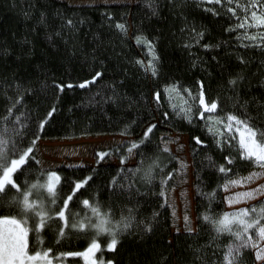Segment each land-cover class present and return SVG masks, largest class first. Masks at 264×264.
<instances>
[{
  "label": "trees",
  "instance_id": "obj_1",
  "mask_svg": "<svg viewBox=\"0 0 264 264\" xmlns=\"http://www.w3.org/2000/svg\"><path fill=\"white\" fill-rule=\"evenodd\" d=\"M32 3L36 4L37 9L46 7L48 22L54 23L56 30H59L61 25V20L57 17L59 13L65 19L71 18L74 21L76 31L71 32L65 27L62 35H52L49 38L48 33L54 29L50 26L36 25L39 11L30 9ZM214 6L210 0H156L154 5L152 0L91 4H72L65 0H0V109L3 107V92L7 88L2 81L5 76L10 79L13 74L30 80L31 86L38 89L35 95L28 94L29 98L24 101L21 109L29 116L30 122L27 125L29 139L32 132L36 131L39 119L55 105L56 111L37 133L40 138L35 142L34 154L39 162L37 147L39 141L43 139H69L96 134H121L127 137L124 140L136 139L142 134L144 128L142 121L148 119L146 113L152 112V107L143 97L147 96L152 85L156 84L150 73L145 75L143 69L132 62L134 57H140L145 61L150 57L146 46L138 45L134 39L137 28L154 40L159 54L158 66L164 76L169 78L162 79L161 83L174 79L186 83L195 90V82L199 79L211 86L210 94L231 97L232 92L227 83L229 75L240 73L244 77L239 86L243 100L250 98L264 100V49L253 45L250 38L237 36V31L242 33L247 29L225 31L227 25L233 23L234 19L222 13L215 15L206 10ZM216 7L219 11V7ZM105 9L115 13L116 19L121 18L120 13L127 14L129 25L127 36H123L115 28L114 20L105 19ZM239 11L242 15V10ZM28 12L31 14L25 15ZM192 28H195V32ZM201 31L203 35L197 36L196 33ZM73 40L78 42L79 49L75 55L72 54ZM204 43L219 44L220 47L205 49L202 47ZM245 44L249 46L245 47ZM238 55L245 56L247 63L239 61ZM101 64L103 67L99 70L102 72L103 80L98 77L96 82L80 87L79 81L87 79L93 69ZM53 79L61 83H67L71 79L73 86L59 91L49 83ZM113 84L119 92L115 101L105 99L113 95L111 91ZM169 95L171 102L180 108L185 99L183 93L170 91ZM128 97H132L133 102H136L135 107L118 106L127 105ZM161 103L165 101L162 100ZM155 107L159 109L158 105ZM223 107V113L219 110L216 112L222 117L237 105H234L231 99H225ZM161 111H167L169 116L162 119ZM2 115L0 111V116ZM153 115L160 123L154 129L155 135L151 136L148 149L142 151L157 154L156 146L160 143L162 134L165 140L171 137L168 143L176 140L174 134H185L188 137L193 161L197 235L193 237L185 231H173L168 191L176 186L178 173L173 174L169 185L163 190L165 195H161L162 190L157 187L158 176L149 184L139 174L134 173L133 188L138 191L134 192L133 204L139 205L135 210L136 220L132 222L129 231L120 234L121 243L117 245L118 250L98 249L95 253L96 259L99 262L111 259L114 254L118 264H164L165 260L167 264H184L186 257L191 258V250L203 245L204 253L215 260L226 250L225 246L231 243L234 237L229 233H220L216 246L213 247L209 241L216 237L217 233L215 226L211 224V218L239 207L229 209L221 195L217 194L214 198L208 195L216 189L217 183L223 182L224 175L217 168L209 167L208 156L210 155L213 161H223L219 152L211 151L203 145L197 147L192 137L201 135L202 139H210L212 134L204 127V121L200 118L191 123L179 116L173 120L172 109L166 104ZM130 121L135 123L130 124ZM125 125L129 126L130 134L121 131ZM117 145L119 143L97 149L96 161L93 164L62 165L55 168L61 173L62 178L67 179L82 178L91 172L94 179L88 192L97 193V198L102 203V211L106 210L109 203L115 205L112 218L116 220L121 215V203L127 204L128 200H122L120 195L106 192L105 181L115 175L123 165L132 169L140 160L135 151L128 156L123 165L116 151L106 155L103 160L99 159L100 152L108 153L109 149ZM200 148H203V151H200ZM171 153L178 156L172 150ZM160 155L162 159L167 160L166 170L180 167L179 161L167 159L169 156L167 152H161ZM235 166L237 175L254 167L239 162ZM44 169L50 168H44L41 162L39 165L30 164L21 173L20 181L26 180L30 184L37 180L43 182L46 179ZM67 179H63L62 182L66 184ZM217 193H224V190L217 189ZM123 195L126 197L127 192L125 191ZM255 203L256 201L241 207ZM70 207L78 216L85 215L86 209L79 203H70ZM87 211L90 214V210ZM153 212L157 215L153 216ZM205 214L210 215L208 221L202 219ZM140 220L145 223L151 222L153 230L141 233L138 230L143 227L138 223ZM54 227L42 230L43 246L58 245L53 251H78L90 242L89 234L71 235L57 241ZM76 231L73 230L74 233ZM96 238L103 246L109 237L107 233H101ZM34 242L35 235L30 231L29 249L33 247ZM81 259L69 257L66 258V262Z\"/></svg>",
  "mask_w": 264,
  "mask_h": 264
},
{
  "label": "snow or ice",
  "instance_id": "obj_2",
  "mask_svg": "<svg viewBox=\"0 0 264 264\" xmlns=\"http://www.w3.org/2000/svg\"><path fill=\"white\" fill-rule=\"evenodd\" d=\"M210 2L215 6L210 9L206 8V10L215 15L222 13L230 19H234L233 23L227 25L225 31L254 27L256 31H244L242 33L237 31V36L250 38L253 45L264 49V0H246L245 3H241V0H210ZM155 3L156 0H152V4ZM216 6L219 7V11ZM29 7L31 10L39 11L36 20L37 26L45 25L54 29L53 32L48 33L49 38L52 35H62L65 27L71 32L76 31V25L71 18L65 19L57 13L61 25L59 30H56V25L48 22L46 7L37 9L35 3ZM239 10H242V15ZM30 14L31 12L25 13V15ZM104 16L106 20H114L115 28L123 36H127L129 25L126 13H120L121 18L116 19L115 13L105 9ZM33 30H35V26ZM192 31L195 32V28H192ZM196 35H203V31L196 33ZM134 39L138 45L146 46V51L150 57L147 61L140 57H134L132 62L143 69L145 75L150 73L151 77L156 80V84L152 85L148 95L143 97L152 107V112L146 113L148 119L142 121L144 124L142 134L136 139L120 142L113 149H109L108 153L102 151L98 154L99 159L103 160L106 155L116 151L120 155L122 165L133 151L140 157L136 167L128 169L126 165H123L115 175L105 181L106 192L120 195L122 200H128L127 204L121 203V215L118 220L112 218L115 205L109 203L106 210L102 211V203L98 200L97 193L88 192L94 179L91 172L82 178L67 179L62 178L61 173L53 166L43 170V174L46 176L43 182L37 180L30 184L26 180L20 181L21 173L30 164L39 165L40 163L34 154L35 142L40 138L37 133L43 129L56 108L53 105L46 111L43 118L39 119L36 124V131L32 132L29 139V128L27 127L30 122L29 116L21 109L24 101L29 98L28 94L35 95L38 89L31 86L30 80L15 74L10 79L7 76L4 77L2 83L7 85V88L3 92V107L0 109L3 113L0 116V264H66V258L69 257H83L86 264H98L94 257L98 249L118 250L117 245L121 243L120 234L131 229L132 222L136 220L135 210L139 207L138 203L133 204L134 192L138 191V189L133 188L135 182L133 174H139L149 184L158 176L159 184L157 187L162 190L161 195H165L163 190L169 185L173 174L186 168L185 162L172 154L167 146L171 137L165 140L163 134L161 135V141L156 146L157 154L155 155L142 151V149H148L151 136L155 135L154 129L160 123L153 114L159 109H163L165 104L172 109L173 120L179 116L191 123L200 118L204 121V127L212 134L210 139H202L201 135L192 137L197 147L203 145L211 151L219 152L220 159L223 161H213L212 157L208 156L209 167L217 168L220 173L224 174L223 182L217 183L216 189L208 193L210 198L219 194L222 199L227 200L229 205L233 204L235 199L246 201L252 197L260 198L255 204L239 207L231 212L224 211L217 217L211 218V224L215 226L217 233V236L209 241L213 247L216 246L220 233H229L234 237V240L225 246L226 250L222 251L217 259L213 260L207 256L204 253V246L200 245L191 250V258L186 257L184 264H264V183H258L255 187L243 191H228L232 186L247 184L257 176L264 177V100L257 98L243 100L239 86L244 77L240 73L229 75L227 83L232 92L231 97L210 94L211 86L206 84L204 80H196L195 90L186 83L174 79L167 83H161L162 79L169 80V78L164 76L158 66L159 54L156 51L154 40L145 35L139 28L136 29ZM244 46L248 47L249 45L245 44ZM202 47L209 49L218 48L220 45L204 43ZM72 49H74L73 55L79 51L78 42L75 40L72 42ZM92 55H95V50ZM213 58L215 59V57ZM237 59L247 63L245 56L238 55ZM102 67L101 64L94 68L87 79L79 81V86L84 87L91 82H96L98 77L103 80L102 72L99 70ZM49 83L59 91L66 88L70 89L73 86L71 79L67 83L53 79ZM111 91L113 95L105 97V99L115 101L119 95L115 84H113ZM170 91L183 93L185 96L180 108L171 102ZM225 99H231L237 107L227 111L222 117L216 112L217 110L224 112ZM162 100L165 103H161ZM157 105L159 109L155 107ZM118 106L135 107L136 102H133L132 97H128L127 105ZM250 108L251 111H249ZM168 116L167 111H161L162 119ZM129 123H135V121ZM121 131L130 134L128 125H125ZM193 150L196 151L195 148ZM200 151H203V148H200ZM161 152L169 154L167 159L179 161L180 167H171L166 170L167 160L161 158ZM237 162L258 167L260 171L254 170L249 172L247 176H238L235 166ZM233 176L236 178H231ZM63 179H67L66 184L62 182ZM171 186L174 187L175 185ZM217 189H223L224 192L228 193L227 196H224V193H217ZM125 191L127 192L126 197L123 195ZM61 193L63 194L61 195ZM70 203H79L83 206L86 209L85 215L78 216L72 211ZM87 210H90V214ZM156 215L157 213L153 212V216ZM184 219L186 222L189 220L187 214H185ZM202 219L208 221L210 215L205 214ZM138 223L143 225L142 228L138 229L141 233L153 230L151 222L145 223L140 220ZM53 226H55L54 232L57 241L71 235L89 234L91 235L90 242L78 251H53V248L58 247V245L43 246L42 231L53 228ZM73 230L77 231L74 233ZM30 231L35 235V242L31 249H29ZM176 231L179 232V229L177 228ZM185 232L189 236L197 235L196 230L187 224ZM101 233H107L109 237L103 246L100 240L96 238ZM213 255L216 254L213 253ZM99 264H118V262L113 254V258L101 260ZM164 264H167L166 260Z\"/></svg>",
  "mask_w": 264,
  "mask_h": 264
},
{
  "label": "rangeland",
  "instance_id": "obj_3",
  "mask_svg": "<svg viewBox=\"0 0 264 264\" xmlns=\"http://www.w3.org/2000/svg\"><path fill=\"white\" fill-rule=\"evenodd\" d=\"M72 4H91V3H111L116 1H130L134 3L136 0H65ZM246 0H242L245 3ZM243 14V12H242ZM247 31H256V29L249 28ZM176 140L168 143V148L178 154L181 160L186 164V168L178 172L176 177V186L168 191V203L171 210L173 231L178 228L179 231H185V226L196 230V218L194 207V188H193V161L188 146V137L185 134H174ZM238 135V134H237ZM127 138L121 134H96L88 135L78 138L69 139H43L40 140L37 147V154L40 159L41 165L44 168H56L58 166H77L93 164L96 161L95 151L99 148H104L116 143H120ZM133 160V157H131ZM259 172L258 167L238 175L247 176L252 171ZM232 178H236L232 177ZM258 183H264V177L257 176L250 180L247 184L234 185L228 191H243L248 188L255 187ZM227 196V192H224ZM260 199L259 197H252L248 200L235 199L231 205H226L229 209L241 207L251 204ZM185 214L189 217L186 222ZM96 254L94 257L96 259ZM80 261L66 262V264H86L83 257ZM97 260V259H96ZM99 264V261H97Z\"/></svg>",
  "mask_w": 264,
  "mask_h": 264
},
{
  "label": "water",
  "instance_id": "obj_4",
  "mask_svg": "<svg viewBox=\"0 0 264 264\" xmlns=\"http://www.w3.org/2000/svg\"><path fill=\"white\" fill-rule=\"evenodd\" d=\"M85 86H87V85H85ZM85 86H84V87H85Z\"/></svg>",
  "mask_w": 264,
  "mask_h": 264
},
{
  "label": "bare ground",
  "instance_id": "obj_5",
  "mask_svg": "<svg viewBox=\"0 0 264 264\" xmlns=\"http://www.w3.org/2000/svg\"><path fill=\"white\" fill-rule=\"evenodd\" d=\"M54 233V232H53ZM107 239V238H106Z\"/></svg>",
  "mask_w": 264,
  "mask_h": 264
}]
</instances>
